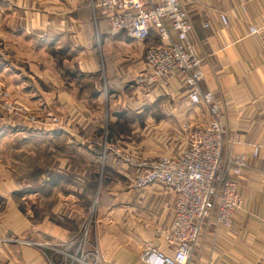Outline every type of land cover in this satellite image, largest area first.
<instances>
[{"label": "crops", "instance_id": "obj_1", "mask_svg": "<svg viewBox=\"0 0 264 264\" xmlns=\"http://www.w3.org/2000/svg\"><path fill=\"white\" fill-rule=\"evenodd\" d=\"M183 1L192 24L188 40L201 59L202 90L220 104L224 154L243 155L246 164L237 178L241 207L232 225L202 228L187 264H264V28L249 33L250 24L264 25V0ZM166 43L156 30L143 40L111 35L91 0H0V82L37 118L45 111L58 116L59 125L37 123L36 133L56 145L61 137L64 149H75L74 132H82L85 158L105 169L93 212L52 208L49 216L39 207L34 224L24 205L34 197L41 206L42 187L32 194L25 179L0 175V264H78L77 256L84 264H144L143 246L161 243L156 234L171 223L174 194L160 182L134 187L131 170L112 147L120 142L138 155L176 156L185 146L182 124L209 119L204 105L189 100L180 74L137 80L148 70L146 49ZM28 134L0 132V150ZM1 162L0 170L9 168ZM62 164L69 166L68 160ZM81 231L84 246L77 251ZM47 240L64 253L45 249Z\"/></svg>", "mask_w": 264, "mask_h": 264}, {"label": "built area", "instance_id": "obj_2", "mask_svg": "<svg viewBox=\"0 0 264 264\" xmlns=\"http://www.w3.org/2000/svg\"><path fill=\"white\" fill-rule=\"evenodd\" d=\"M91 6L106 19L111 35L125 32L133 40H143L151 30H156L167 43L146 49L144 59L148 70L137 80L159 82L169 74L178 73L189 100L207 109L206 122L182 124L185 146L176 156H126L115 151L131 170L134 187L146 188L160 182L174 194L171 223L157 235L161 243L144 245L139 260L144 264H187L202 228L213 225L214 230L229 229L232 225L233 215L241 207L237 178L246 165L245 158L224 154L226 127L220 104L211 91L202 90L201 59L188 40L192 24L183 0H91ZM219 18L227 25L225 13H220ZM263 28L264 25L250 24L249 33L259 34ZM0 106L9 116L21 117L25 113L18 102L10 99L1 83ZM47 115L51 116L52 126H56V118ZM257 150L258 145L254 146V155ZM83 237L84 234L77 251L83 250ZM161 244L170 246L172 252L167 253Z\"/></svg>", "mask_w": 264, "mask_h": 264}, {"label": "rangeland", "instance_id": "obj_3", "mask_svg": "<svg viewBox=\"0 0 264 264\" xmlns=\"http://www.w3.org/2000/svg\"><path fill=\"white\" fill-rule=\"evenodd\" d=\"M8 94L12 101L15 100L18 102V105L25 109V113L21 115V117L9 116L7 111L0 106V115L3 116V118H0H2L3 122L7 121V123L13 125L10 126L12 129L9 131L6 127H3L8 125L0 124V132H29V134L26 138L16 137L13 139L11 142V146L13 147H11V149L7 148V152L0 150L1 163L6 164L7 162L9 165V168L6 170H0V175L11 176L16 179H25L27 184L26 188L28 192H31L32 194L36 187H42L43 201L41 202V206L39 205V202L37 204L35 203L34 197L26 200L24 206L29 212L27 219L31 224H34V219L40 214L38 211L39 207L43 209L44 214L47 213L49 216L52 208L93 212L97 208L98 198L101 192V178L104 177L103 174L105 175V169H103L101 164L97 161L94 165L89 163L85 158L81 146L84 143L82 132H74V139L70 142V146L75 149H64L65 142L61 137L56 138L58 140V146L55 143L49 142L51 137H44L42 134L36 133L38 132V130L35 131V127H37L36 124L52 126L53 122H51V116L47 115V113H50L56 118L57 126L60 123L58 116L53 114V112L45 111L41 117L37 118L36 114L31 112V108L29 109L25 107L16 100V98L12 97L9 92ZM2 144L0 145V148L3 147ZM112 150L114 155L115 151L118 150L120 154L124 153L126 156H143L127 152L126 147L120 142L115 144L112 147ZM155 155L161 154H147L146 156ZM114 157L120 160L126 167L124 161L119 156L115 155ZM67 160L69 166L62 167V163L67 162ZM46 181H50V183H46ZM48 219L50 220L51 217ZM54 219L59 218L55 217ZM82 234L83 231L80 232L79 237L82 236ZM157 235L158 234H156V237H158ZM11 239L16 240L19 238L12 237ZM23 240L28 244L33 242L28 239ZM46 242L47 244L44 245L46 247L45 249L50 250V252H53L54 254L64 253L62 249L63 247L57 246L53 243L54 241L47 240ZM67 245L69 244H66L65 247L69 248ZM77 257L78 261H85V258L83 260V257Z\"/></svg>", "mask_w": 264, "mask_h": 264}]
</instances>
